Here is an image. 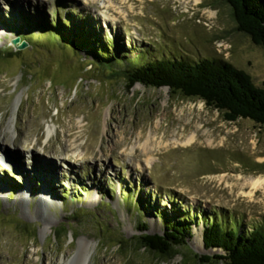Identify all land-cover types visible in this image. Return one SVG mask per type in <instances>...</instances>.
Returning <instances> with one entry per match:
<instances>
[{"label":"rangeland","instance_id":"374dc122","mask_svg":"<svg viewBox=\"0 0 264 264\" xmlns=\"http://www.w3.org/2000/svg\"><path fill=\"white\" fill-rule=\"evenodd\" d=\"M71 12L132 60L227 62L264 89V47L236 30L223 0H0V51L11 52L0 56V264H193L221 254L201 241L206 221L264 229V187L248 185L264 178V126L227 122L166 87L126 90L44 32L13 44L14 17L47 24ZM174 207L190 219L184 247L163 259L134 244L162 234L158 212Z\"/></svg>","mask_w":264,"mask_h":264},{"label":"trees","instance_id":"16d2710c","mask_svg":"<svg viewBox=\"0 0 264 264\" xmlns=\"http://www.w3.org/2000/svg\"><path fill=\"white\" fill-rule=\"evenodd\" d=\"M223 2L230 8L236 30L248 36L254 45L264 47V0ZM64 18L55 17L47 24H33L28 18L14 17L16 24L11 30L18 36L15 45L32 46L31 35L44 32L50 38L47 45L54 41L59 45L54 49L72 54L85 52L95 71L107 70L111 77H123L126 90L135 84L147 88L166 87L171 94L202 101L206 107L222 113L227 122L248 119L264 126V89L255 86L244 70L227 62L209 59L191 63L182 59L142 60L145 52H140L132 60L127 58L130 51L117 46L115 39H106V36L105 41L101 34L97 35L91 26L89 28L87 23H83L72 12ZM25 32L27 36L22 37ZM130 50L137 51L134 48ZM5 54L10 56L11 52L0 51V56ZM122 63L127 64V67L116 70L115 67ZM139 206L142 208L143 204ZM177 212L175 207L172 217L158 212L164 219L163 233L135 237L134 244L142 250L156 253L160 258H170L175 248L184 247L191 238L189 216ZM15 225L28 230V225L23 222L15 221ZM94 225L98 230L101 228L97 223ZM239 226L240 223L231 220L226 222L216 218L211 222L206 221L201 241L206 249H217L221 254L195 253L189 261L193 259V264H264V229L254 227L250 231H243ZM141 227L143 231L147 230V225L142 224ZM116 242L119 247L129 243L121 237H116Z\"/></svg>","mask_w":264,"mask_h":264},{"label":"bare ground","instance_id":"6f19581e","mask_svg":"<svg viewBox=\"0 0 264 264\" xmlns=\"http://www.w3.org/2000/svg\"><path fill=\"white\" fill-rule=\"evenodd\" d=\"M149 136H147L146 140L143 142L141 148H142V151L143 153H147L148 151L150 152V143L152 142L153 138L152 136H150V134H148ZM141 136V135H140ZM139 137V136H138ZM152 138V139H151ZM141 139V138H140ZM139 139V140H140ZM194 142V137L193 136H189L188 138H186V140L181 144V146H188L190 144H192ZM118 143V142H117ZM120 143V142H119ZM134 151V147H132L130 150H129V154L133 153ZM4 157V156H3ZM5 161H6V157L4 158ZM48 182L46 180V186H48ZM247 182V181H246ZM248 185L251 186V189L255 190L259 187H264V178H257V179H253L250 180L248 182ZM81 260V261H80ZM79 264H88L89 262V257L86 256V257H82L81 259H79Z\"/></svg>","mask_w":264,"mask_h":264},{"label":"water","instance_id":"95a60500","mask_svg":"<svg viewBox=\"0 0 264 264\" xmlns=\"http://www.w3.org/2000/svg\"><path fill=\"white\" fill-rule=\"evenodd\" d=\"M16 43V41L13 43V44H15ZM26 47V44H22L19 48L20 49H23V48H25Z\"/></svg>","mask_w":264,"mask_h":264}]
</instances>
